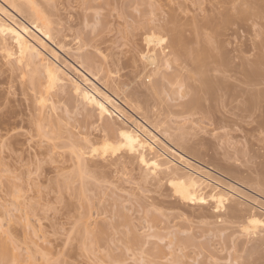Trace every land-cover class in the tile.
I'll return each mask as SVG.
<instances>
[{
  "label": "rangeland",
  "instance_id": "1",
  "mask_svg": "<svg viewBox=\"0 0 264 264\" xmlns=\"http://www.w3.org/2000/svg\"><path fill=\"white\" fill-rule=\"evenodd\" d=\"M1 1L2 0H0V6L2 5L3 7H6V5H4L5 3ZM32 1L33 0H31L30 3L33 4ZM90 1L81 0L82 3L79 4L80 0H48V1L47 0H36V3L43 4V5L38 4L39 6H45L46 4L45 8L38 6V8H42V10L44 9L46 10V8L48 7L47 3L51 5L52 4L55 5V7L54 6H51V7H54L52 9H54L55 12L57 11V16L56 15H55L56 17L52 15L50 16L51 18L52 17L55 18V20H57L56 22H58L56 26L55 25L54 26L59 31V35L61 36L59 35L57 36L61 38V42L63 39V41L67 42L68 44L66 45L67 48L63 45L65 47V51H67L66 49H68L70 52H72L70 53L71 55L68 54L70 55L69 56L70 59L74 58L77 64L79 63L84 64L83 62H80V60L83 59L81 58L82 56L78 57V55L74 56V54L81 53L82 55V53H84V54H87L88 56L90 55L92 57L91 59L90 57L88 59L87 58L88 56L85 55L86 57L83 60L87 59V60L92 61L93 59L92 62L94 64H91L92 63L91 62L90 63L91 66H89L88 63H85V64L86 66H89L90 68L95 65V68L93 67L92 72L97 73V75H100L99 79L105 80L106 84H108V86H106L105 84V86L108 89L105 86H103L108 90V91L105 90L106 92L108 93L115 92L114 95L120 94L118 95V97L120 96L119 100L123 99L124 96H126L124 97V99L127 98L126 100H128V98L129 100L131 98L132 100L134 99L133 101L131 100L132 103L135 101L134 105L136 103L139 104L138 108H141L142 106L146 114L145 112L143 114L142 108L139 109V112L140 113L142 112V114L145 115L146 117L149 116V118L151 119V120L147 119V120H150L149 124L151 123V127L153 126V124L155 126V124L158 121H159L158 123H160L161 121L160 123L161 125L157 124L155 128L157 127L156 130H159L160 134H162L160 138L164 142L168 141L167 145L174 148L175 144L184 142L185 147L189 148L190 150L192 149L191 151L196 152V155L199 156V158L201 159V161H199L200 165L202 166L204 165V167H207L208 165L207 163L209 164L212 163L211 164L212 169L210 170L211 171L210 173L212 174H210L211 175L210 177H212L211 179L213 182L217 183L218 186H220L221 188L227 191H232L233 192L232 194L235 197L233 198L234 200L238 199L240 201H243L244 203H247L248 205L255 207L256 211L264 214V186L258 183L261 178H262L261 182H263L262 180L264 179L263 178L264 176L262 177V175H264L262 174L264 173L263 172L264 170H262L264 168V137H263L264 135L262 132L264 131L263 130H261V132L256 131L257 133L255 131L248 132L247 128L251 126H249L246 122H250L252 120L250 119V117L252 118V116L248 118L247 117L242 118L243 119L242 121H238L237 120L238 118L235 116L236 109L234 108V106L237 104V101H235L236 103H234V100L232 101L231 98L229 99H231L232 102L230 100L229 101L235 104V105H232V108H234L235 111L234 109L231 108V104L227 105L229 104V102H225L222 104L220 103V105L223 106L221 107L218 103L217 98H214V99L212 98L211 100L209 99V101H212V100L213 101L210 105H208L209 103L207 101L209 98L208 94H206V97H204V99L206 98L205 100L202 99V101H200L202 103L200 107L201 106L203 107L200 108L198 106L197 110L199 109L198 110L199 113L197 112V110H194L195 113L197 112L195 114L191 110V112L188 111V113L191 114L190 115V114H187V111L184 110V112H186L184 113L183 110H181L183 109L182 107L183 103L190 97L191 94L192 95L194 94V91H193V89H195L194 86H196L197 83L200 84L199 79L202 77V72H204V74L205 72L210 73L208 75H211L213 73L212 74L213 76H215V74H217L216 76H219L220 75L219 72L221 71L223 72L224 70V72H228V74L227 73L226 74L228 75L229 79H232V77H230V74L232 72H234V74L238 72L236 75L239 74V76H241L240 74H242L239 72L241 71L245 72L244 70L246 68L243 70L241 69V67H239L241 65L240 61L242 60L241 62H243V58L244 60L249 62L246 66L244 65L245 67L249 66L250 63H252L251 61H254L253 65L255 66L258 65L255 62L258 59L257 57L262 52L260 48H263L264 46V43H263L264 42V18H262L264 16L261 15V14H264V5L263 7L262 5L260 6V4H264V0H253V2L251 0H250L251 2L248 0H237V2L236 0L234 1L229 0L228 2L230 4L233 2L231 5L234 6L235 4L234 8L230 6L228 2L227 4H229L228 6H230L229 8L226 3H223L227 6V9L230 10L231 8L232 11H234L233 9H235L236 11V8L237 7L239 8V6L242 5L240 6L241 9L240 8L239 9L243 10V13L249 12L250 9H248L247 7L253 8V5L256 6L258 4H259L258 6H260L259 10L261 7H262L261 9L263 10V12L258 10L259 15H260L259 16L258 11H256L257 7H254L256 9L255 10L253 8L254 12L255 11L257 12V13L255 12V15L250 12L249 15H247L248 21L245 20L246 19L244 18L245 16L242 17V19L244 18L245 20L244 23L241 18H240L241 20L238 21L240 24L243 23V25H237L233 23L234 25H231L232 27L231 26L229 27L228 26L229 23H228L227 24L228 28L223 27L224 30L222 29L221 25H220L221 26L220 28L219 25L217 24L218 23L217 21L220 22L222 18L221 20H218L217 19L218 17H216L218 15L220 16L221 14L220 11H223V13L226 11V9H224L223 7L225 5L223 4L221 5V2L219 3V1H222V0H215L217 1V4L215 3L214 0H90ZM25 2L23 1V3ZM212 2L215 4L213 5ZM248 2L251 3V6H250V3ZM247 3H248V6H247ZM37 4H35V6H37ZM218 5H220V7ZM51 7L49 6L48 8H51ZM242 7H244V9H242ZM215 8L216 9L218 8V9L216 10ZM219 8H223V9L219 10ZM6 9L10 11L9 8L6 7ZM239 9L237 11L241 13L242 11H239ZM245 9H248V10H245ZM253 9H251V11ZM48 10L49 9H47L46 11ZM231 10L230 11L227 10L228 12L226 11L225 13L228 14L229 12H232ZM54 11L53 12L51 11V12L53 14H56ZM237 11H236L237 15L242 14V13L238 14ZM217 12H219L220 14ZM12 13L14 12H11V14ZM44 13L46 12L44 11ZM47 14L49 15V11ZM224 14L223 15L221 14L223 16V20L222 22L219 23V24L224 23L222 24L224 26H225V22L223 21L225 18H227V16L230 17V15L232 16L233 14L234 16H236L235 18L238 19L237 15H235V13L233 12L232 14L231 13L228 15L226 14L227 16L225 18H224ZM13 15L15 16L14 19L17 18V20L18 19L20 20L22 18L18 16L16 13H14ZM211 15L213 16V18ZM234 16L230 17L231 21L229 22H232L233 21L232 19H235L233 18ZM206 17L208 18L211 24L208 23V21L205 22ZM258 17L261 19L259 20ZM256 18L258 19L256 20ZM194 19L195 21L198 22V25L193 23ZM55 20H52L53 23H56ZM233 22H235V20ZM207 23L209 25H207ZM174 24H176V26ZM192 24H193V29H191ZM194 24L200 27V28L198 27V32L200 31L199 33L202 36L196 31H193L196 36L193 34L192 30H194V28H197L195 27ZM162 25L163 27L165 28L167 27L168 29L164 28L165 29L164 30L161 27ZM212 26H213V29H212ZM169 27H171L172 29L171 31H169L170 29ZM234 27H235V31H234ZM30 28L32 27L30 26ZM181 29H182V32L177 31ZM174 30L175 32L177 31L178 33L179 32L182 33L181 34L182 36L180 35V33L179 34L177 33L178 35H180V39L182 38L181 40L180 39L179 40L181 42L183 40L184 41L182 43L179 41L177 44L181 43L182 45L179 44V48H176V49L178 50L180 49L181 51H183V48L185 47V45H187V47L185 48V52L183 51L184 55L187 54L185 56L183 55V52L179 50L182 53L181 55L180 52L175 49L174 42L173 41L171 42V40L173 39L172 36L175 34V32H173ZM219 30H222V31H219ZM228 30H231L232 32ZM170 32H173L174 34L172 35ZM215 32L216 34H214ZM220 32L224 34L221 35ZM225 32L227 35L225 34ZM147 34H153L155 35L156 38L158 37H162L163 39L165 38L164 42L160 46L157 44L156 45L152 44L150 46H147L146 43L144 42V37ZM194 36L196 38L198 36L200 37V39L199 40L196 39L197 42H195V40H193L195 38ZM201 38L203 41L201 40ZM215 39L218 43L215 42ZM184 42L186 43L185 45H184ZM200 42H201V45H199ZM259 43L260 44L263 43V45L259 46ZM63 44H66V43H63ZM202 44L204 45L202 46ZM219 44H220V47L218 46ZM201 46L203 47V50ZM224 46L227 48H224ZM153 47L155 50L153 49ZM176 47H178V45H176ZM204 47L206 49L208 48V50H206ZM238 47L241 49L239 52H237L239 49ZM187 48H188V51H187L188 53H186ZM189 49L193 51H189ZM200 49L202 50L201 55H200L201 52H199ZM173 50L175 51L174 53H172ZM221 50H222V53H220ZM257 50H259L260 53H258ZM65 51L63 54H66ZM69 51H67V53H69ZM152 51L154 52L156 51L155 53L156 56L154 60L155 63H152L150 60L145 58V55L149 54ZM195 51H197V53L199 52L198 53V55H200L199 58L205 55L209 59L211 58L210 56H212L211 59L213 60L215 58L214 59L215 61L214 60L212 61L211 59L208 61L207 57L204 56L200 59L201 60V64H200L199 59L196 60L197 62L194 60L195 59L194 56L197 54ZM0 52H1L0 63L4 62L3 65L8 64L10 60L9 61L7 60L8 57L5 55L6 53L3 54L2 51ZM157 52H160V54L162 52L161 55H164V57L163 58L162 56L160 57V55ZM176 52H179V54L177 53V55L173 57V55L176 54ZM217 52L222 54L221 57H220V54H218ZM238 53L239 54L241 53V54L238 55ZM2 54L3 56L5 55L7 58L4 59L5 56L3 57ZM61 54L62 53H60V55ZM63 54L61 57L60 56L58 57L60 59H64L63 57L66 58L67 55H63ZM255 54L257 55V57H254L256 56ZM263 54H264V50H263ZM181 56H184V57H181ZM189 56H193L194 58L190 57L189 59ZM226 57H229V59H227ZM262 57H264V55ZM78 58H81V59L78 60ZM218 58H221V60L222 61L224 60V61L223 62L219 61L220 59ZM2 59L5 60L6 62L3 61ZM10 59L13 60V56ZM168 59H170V61ZM192 59L193 61L188 62V60L190 61ZM87 60L86 62H89ZM165 60H167V62ZM246 61L243 63L245 64ZM59 62H63V60H60ZM70 62L73 64H76L74 63L73 60H71ZM149 62H151L152 64H150ZM224 62L227 64L226 66ZM3 65L0 64V67H1L0 68V121L3 115L13 113L14 112L13 110H15V112L16 110L17 111L22 110L24 111V113H26V115L24 114L25 116L19 115L21 116V118L22 117L24 118V119L22 118L23 121L20 117H17V119L19 118L18 121L14 117V118H11L10 120L13 121L15 119L14 121H16V123L14 122L13 124H10L8 126L0 123V232L5 231L9 235L14 237L13 239L15 241L17 240L16 244L18 246L15 251L18 254V261L11 262V264H19V263L27 264L29 260H32V264H152V263L156 264L157 260H158L157 263L159 264H162V262L163 264H264V254H263L264 251L263 252L260 251L262 247H260L258 251H255L254 248L249 247L253 245L252 244L253 236L255 238L256 235H253L252 237L250 236V238L248 236L244 237L243 236L244 234L242 235V233L239 232L240 228L234 225L233 226L231 225L233 228H231V226L229 228L228 226L229 229H226V231H223L222 233L221 230L222 228L223 230H225L224 227L225 226L227 227V223L223 224L221 222H217V220H220V217L218 218V216L220 215V212H215L211 208V206L209 205L207 206L206 204L204 205V207L200 208V207L193 206L191 204H186V203L179 201V199H177V195L171 192V189H170L171 187H169L168 184H166L165 182L164 183L166 185L162 183L161 184L162 187L158 189H156V187L150 186L149 183H147L148 184L147 185L146 182L144 181L139 182V176L143 172V170L140 167H138L136 163L133 165L130 164V166L128 164L127 168L123 165L117 166V168L121 166L125 167L122 170H121L122 167L119 168V171L121 170L123 173H120L121 171L119 172L117 169V172H119L118 174L120 175L123 174L125 176L124 177L121 175L120 177L118 175L122 179V183L121 182L119 183V184H122V186L119 187L118 183H117L118 185L114 186L115 185L114 184L112 186V187H115L114 189H119L118 192L119 194H121L120 196L118 192H115L117 190H113V189L111 190L110 184H113V183H109V182L108 184H105L107 182L103 183L102 190L105 189L104 191L108 193V190H106V187L107 185H110L109 188L108 187L107 188L109 189V192L114 191V192H110L114 194L112 195V197L119 196L120 198L118 197L117 199L119 200L122 198L121 199L122 201L119 200L120 203L119 202L117 203L115 201H118V200L114 199L115 197L113 198L109 197L107 198L106 201H105L106 198L104 199V201L106 202L105 204L100 203L102 200L99 202L100 205L103 206L104 208V209L102 208L103 210H105L106 206L109 207V208L107 207L108 212H106V214L107 213L111 214V212H109V210H111L110 208H112V206L115 207L114 205H110V204L117 203L116 204L117 211H118L117 207L119 208L118 204H120V206L123 205L125 208L121 206L122 208L120 209H123V208L126 209L125 215H128V218L127 217L125 218V224H126V221L127 222L128 220L131 221L130 223L133 224L132 233L130 232L131 230L129 231L131 227L129 228L127 227V225L129 224L127 225L123 224L124 220L122 221V218H124L125 216L122 213L124 212V210L123 211L121 210V212L119 210V213L121 214L120 215L118 214L119 216L121 215L124 216V217L122 216V218L120 219L122 222L119 221V218H118L119 216L117 215L118 222H120L119 226L121 227V229H123L122 224L123 226H125L124 227L125 230L123 229L124 231L119 229L118 228L119 226H117L119 223L117 224L116 222L117 218L114 217L117 214V213L114 214V212H117V211L113 212L114 210L113 208H112L113 210L111 211L113 214V219L116 218L114 220H111L109 218V214H107L108 215L107 216L105 213L104 214L102 213V215L100 214L101 217L100 216L94 217V216H97L93 212V211H96L94 209H97V207H98V210L101 209L99 208L100 205L98 206L99 203H95V200L97 198H93V199L91 198L93 201L91 199L88 200L89 203L91 204L90 206L87 205L88 203L87 200H80L81 196L79 195L81 194L79 193V189L78 191L77 189H75V188H78V181L76 180V177L73 178L72 176L73 175L72 173L76 171L74 170L75 168H73L74 164H71L70 162H68V165L70 164L71 167L73 166L72 167L73 170L68 165L67 167L64 166L67 164L66 162H63L65 164H63L62 162H58V159L60 161L62 160L61 157H57V155H54L52 151L51 153H49L46 148L43 149L44 148L43 142H45L47 139H45L44 141L43 137L42 138L39 137L40 140L36 138L38 137L36 135L35 137H33L34 134L32 133H35L34 132L35 130L32 127L33 123L32 124L30 123V121H32V118L30 117L31 119L30 120L29 116L27 115L30 113V110H29L30 107L31 106L33 107L32 101L30 100V98L29 100H27L28 97L27 95H25L26 93H23L24 91H22L19 88L20 86L18 85L17 82L19 81L20 83L22 79L15 78L16 81L18 80L17 82H15L14 79L13 81L9 79V78H14L15 76L17 77L19 73L17 72V75H15L16 74L15 72L12 74V77H11L9 76L8 72H1ZM259 65L260 66L262 65L260 69H255L256 68L255 67L253 70H259V72H261L260 70H262V72L264 73L263 64L260 63ZM195 66L198 68H196ZM222 66H225L226 70L224 69L225 67H222ZM67 68L69 71L70 66ZM194 68L195 70H193ZM211 68L212 69L214 68V69L212 70ZM247 68L249 69L250 66ZM251 68L249 70H251ZM87 69L89 68L87 67ZM94 69L98 71L100 69L99 71L100 73L94 71ZM177 69H179L181 72ZM186 69L190 70L189 73H191V71L193 73L199 72L201 77L196 79V77H193V76L190 77L191 76L190 75L188 76L189 80L185 81L184 78L187 77L185 76V74L189 75V73H183L185 72ZM248 69H246L247 72H248ZM179 72L182 74V78ZM263 73L262 75H264ZM101 74L102 76L105 75V78H103ZM6 75L8 77H6ZM196 75L198 76V73ZM208 75L206 74V76ZM262 75L259 74L260 79L264 78V76ZM25 77H23V81H25ZM179 77L181 80L182 79L183 80L180 81ZM236 78H234L235 80H237L236 82L234 79H232L233 81L232 80L229 81L228 79L229 84L230 82L232 84L239 83V86L241 85L242 87L243 85L242 88H245V89H247L246 87L247 85L249 87V84L245 85V84H242L241 81L240 82L238 81L239 78L242 79L243 77H239L238 79ZM174 79H176V83ZM177 80L182 84V85L180 84V87H181L180 90L178 89L179 83ZM184 81L186 84L183 83ZM97 82L99 83L100 81L97 80ZM97 82L96 84L99 85ZM260 82L262 81L260 80ZM260 82L258 85H260ZM153 83L154 84L157 83V85L158 83L159 84L161 83V84L159 85V88H158V87H155L156 84L154 85ZM171 83H172V86L170 85ZM100 84L102 86L104 82L103 84L102 83ZM237 84H234V86L233 85L232 86L235 88ZM239 86H237L238 88L237 89L235 88V89L239 90ZM261 86L264 89V79H263V84H261L259 87L261 88ZM154 87L156 88L155 90H154ZM185 88H188V89H185ZM110 89H116V90L115 91L111 90L110 92ZM189 90L191 93H188ZM21 91L23 94H21ZM177 91H179V94ZM251 91H255V90L252 89ZM261 91L264 92V90H261ZM29 92H27V94ZM116 92L118 93L116 94ZM248 92H250V89L248 90ZM184 93H185V96H188V97H184L183 96ZM64 94H67V93L65 92ZM64 94L63 95L59 94L56 97V106L58 107L57 114H59L57 116V119H58V122L60 121L59 124L63 126L62 131L66 133L65 132L66 129L70 127L74 131L78 129L80 130V129L89 128L91 120H88V118L83 116V114L79 111V109L75 107V101L73 100L74 101L73 102L71 99H69L68 97L70 96L68 94L67 95H64ZM243 94L241 95L244 96L245 97L244 100H246V98H248L246 96L248 95L246 94L243 95ZM263 94L264 93H261L262 96H264ZM242 96H240L241 98L239 97L241 101H242ZM262 96H260L261 99L263 98ZM214 100H217V102H214ZM262 100L264 101V99ZM30 101H31V106L28 103ZM205 101L208 102V103L206 102L207 105H203ZM221 102L223 101L221 100ZM243 102L244 101H242L241 104ZM259 103L262 106L261 110H263L264 103L262 104L261 102ZM26 106H28L29 108L28 107L26 108ZM226 106H227V109H226ZM230 110L234 111V112L232 111V113L233 115L235 114L234 116L237 119L236 118L232 119L234 116L230 113ZM147 114L149 115L147 116ZM223 116L227 118L223 119L222 118ZM228 117H232V118L228 119ZM221 119L225 120L226 122L228 120L229 121L228 124L230 123V120H235L237 121L236 122L237 124L231 123L228 126H226L227 123L225 121L223 122L224 124L226 123L225 125L220 124L221 122L220 123L218 122V120L222 121ZM251 122H253V120ZM251 122H250V125L253 126L254 124H252ZM219 124L222 126L220 127ZM3 127L6 128L7 131ZM258 132L262 136L259 137ZM170 141H171V144L173 142L174 145L173 144L171 145ZM37 143H40V144H37ZM184 144H181V145L184 146ZM186 144L188 146H186ZM39 150L41 151L39 152ZM53 151L61 152L62 150L56 149ZM52 154L54 156H52ZM61 165L64 166L63 169H66L67 172L69 169V173L71 174L73 178L71 179V181L76 180L77 181L76 185H75L76 183L75 181L74 183H72L70 180L69 181L71 182L72 185L70 184V182H66L68 183L67 184L68 187H66L65 183H62V185L65 184V186H62L60 184V180L61 182H65L64 179H61L62 176L64 178V175H62L64 171L61 174L59 172L63 170V169L60 170V168L63 167ZM177 165L182 166L180 162H178ZM225 165H228L226 167H228L229 169H227ZM225 169L228 170L226 172H228L229 174H232L234 170L235 174L233 173L234 175L232 176H230L229 174L226 175L223 172ZM231 169L233 170L230 171ZM56 170H59V171H56ZM229 171L232 173H230ZM144 173L142 174L144 175ZM58 175L59 176L62 175V176L58 177ZM244 175L247 177H244ZM233 176H235V178ZM238 177L240 178V182L238 181L239 179ZM126 178H128L129 181L126 180ZM140 178H142V175ZM236 178L238 179L236 180ZM123 179L126 181H124ZM257 179H258V182L255 183V180L257 181ZM242 180L244 183H242ZM57 181H59V184L57 183ZM119 181L120 180H118L117 182ZM123 182H126V183H123ZM60 186L66 187L67 192L64 188H60ZM71 186L72 188L75 187L74 189L76 191L75 190L73 191H75L76 194L73 193V191L71 192V188H70ZM117 186L119 188H117ZM122 187L124 188L123 190H122ZM115 193L117 194L115 195ZM159 193L164 194V196L162 195L159 197L157 195ZM154 196H155V199L157 198V200L160 199L161 201H165L164 205L160 203L161 206H159L160 204L157 203L158 205L155 204L154 206L153 203L155 202H152V203L150 202L154 199L153 198ZM156 196H158L159 199ZM151 197L153 199H151ZM112 200H115V201L113 202ZM108 203L109 205H107ZM88 207L90 208L89 211H87ZM86 212H88L89 214L91 213L93 215L91 216L92 220L93 218L97 219V221L101 219L100 222H102V225H104L103 224L104 221L106 220L108 221L109 219L112 222L113 221L116 222L115 224L117 226V229H116L117 232L118 230H121L123 231V234L122 233L120 234V232L118 233L116 232V230L113 228V226L116 227L114 223H112L113 225L111 224L112 227L108 228L109 230L113 229L112 230L113 232L109 234L110 231L108 229H107L108 231L105 229L108 227L107 221H106L107 225L105 224L104 226H102L101 223H99V221L97 222L94 219L96 221V224H95V222H93L94 220L92 221L90 219L89 220L90 222L88 225L97 226L98 224H100L98 226H102V229H103L102 231H104V233L97 230L103 234V235L100 234L99 235L100 238H98L97 234H99V232L96 231L95 232L96 234L93 233L95 231L94 229L96 228V226L95 227L89 226L87 228H92V229L94 228V229L93 231L91 230L92 233H89L91 231L87 229L86 232L88 231V233L86 234L87 235L86 237V235L84 234L86 233L85 232L86 226L84 225L85 229H83L82 227L83 226L82 223H85V222H82L80 224L81 221L83 220L86 221L85 219H87L88 216L87 217L85 216L86 218L83 216L84 214L86 215ZM146 212L147 213L150 212L151 214L149 213L148 215L147 214L144 215V213ZM152 214H155V216L157 217L159 216L161 220L157 219L155 216L154 217L157 220H159V222L156 221V219L153 220L152 219L153 217L151 218ZM156 214H159V215H156ZM143 215L146 218L143 217ZM102 216L105 218L108 217L109 219L105 220V218L103 219ZM148 218L149 219L151 218L152 220L151 224H153V221L158 222L156 224L158 227H155V228L153 227L154 229H157V228L159 229L160 228L159 226L164 220L161 225V227L163 225L164 227L163 229L160 228L162 229L161 230L162 232L160 231V229L154 230V231H158L159 234L162 233L159 236V234H157L156 232V234L159 237L152 236V235L150 236V234H153V235H156V234H154L155 232L153 233V228L152 230H150L151 229L150 224L148 223L151 220L148 222L149 220ZM102 219L104 221H102ZM221 219H224V217H222ZM110 221H109V226H111ZM146 221L148 223H146ZM147 224L149 226L147 227L150 228L149 230L146 227ZM79 228H82L84 230V233H82L83 231L80 233L82 229H79ZM96 229H100V227ZM133 230L136 231L135 234L137 233V235L135 236V239H134L135 234L133 235L134 233ZM262 230L263 229L260 227L254 229L257 235L258 233L264 234L263 232L264 230L263 231ZM126 231L130 232V234L127 233ZM147 231H149V233ZM115 232L117 236L114 234ZM125 232L127 234H125ZM176 232L178 233L180 232L179 233L180 235L177 234L179 237L175 236ZM141 233L144 234L143 235L144 238H141L142 242H140V240H136L142 236ZM107 234L109 236H107ZM139 234L141 236L139 238H136L138 237ZM226 234L227 235L229 234V236L230 234H233V237H231L232 235L229 237ZM120 235L122 236L124 235V236L121 238ZM189 235L194 238V239L192 238L193 240L192 242H194L193 244H195L193 248L191 246L189 247L188 246L189 244H186L188 248H185L182 250L179 249L180 244H181L180 248H182L183 246L185 247V245L182 243L183 241L186 240V237L188 238ZM172 236H173V239H172ZM184 236L186 237L184 238ZM181 237H183L184 239H182ZM127 238L130 239V241ZM176 238L178 241H180L181 239L183 240L182 242L181 241L179 242L180 244L178 243L179 244L178 249L175 248L177 247L175 245L177 243V240L172 241L171 244L169 242L171 241V239L174 240ZM245 238L249 239L250 242H252L251 245L248 246V245L241 244V241L243 239L245 240ZM114 239H116L115 241L119 243L118 245L117 243L114 242ZM133 239L140 242V244L138 245V242L132 241ZM189 239L190 237L187 239L188 242L190 241ZM238 241H240L239 244L236 243ZM111 242L112 243L114 242V244H112ZM192 242L190 241V243ZM92 243L93 245H90ZM198 243L200 245H198ZM234 243L237 244V246ZM133 244H136V245L133 246ZM106 245L109 248L106 247ZM239 245L241 247H238ZM245 247H247L246 250H245ZM254 247L257 250V247L256 246ZM138 249H141V250H138ZM249 249H253V250L249 251ZM157 250L158 252L157 254H155ZM108 251L110 252L108 253ZM162 252L163 254L161 255ZM106 254L108 255L106 256ZM149 257L154 258V259H149ZM116 259L117 261H115ZM149 260H151L152 262Z\"/></svg>",
  "mask_w": 264,
  "mask_h": 264
},
{
  "label": "bare ground",
  "instance_id": "2",
  "mask_svg": "<svg viewBox=\"0 0 264 264\" xmlns=\"http://www.w3.org/2000/svg\"><path fill=\"white\" fill-rule=\"evenodd\" d=\"M22 0H2L1 2H4L5 4L4 5H6V7L7 8H9L10 9V11H8V9H6V7H3L2 5L0 6V51H2V53L4 54V53H6L5 55L8 57H6L5 55V58L4 59H6L7 58V60L9 61L10 60V62L8 63V64H6V65H3L4 64V62L3 63H0V64H2L3 65V67H2V69H1V72H8L9 73V76H11L12 77V74L13 73H15L16 72V74L15 75H17V72L19 73V75H17V77L15 76L14 77V75H13V77L14 78H9L10 80H12L13 81V79H14V81L15 82H17L16 80H15V78L17 79V78H20V79H22L21 81H20V83H19V81L17 82L18 83V85L20 86L19 88L22 90V91H24L23 93H26L25 95H27V97H28V99L27 100H29V98H30V100L32 101V105H33V107L31 106V101L30 102H28L29 103V105L31 106H29L28 104V106L30 107V113L29 114H27L28 116H29V119H30V117L32 118V121H30V123L32 124L33 123V128H34V132L35 133H32V134H34V136L33 137H35V135L36 136H38V137H36L38 140H40V138H42L43 137V139H44V141H45V139H47L45 142H43L42 144L44 145V148L43 149H47L48 150V152L49 153H51V151H52V153L54 154V155H57V157H61L62 158V160L60 161L59 159H58V162H66L67 164L66 165H64V166H66L67 167V165H68V162H70L71 164H74L72 167L73 168H75L74 170H76V171H74L72 174V176H73V178H75L76 177V180L78 181V188H75L76 186V184H77V181L76 180H72L71 181V179H73L72 178V176H71V174L69 173V169H68V172H67V170L66 169H63L64 168V166L63 165H61V166H63L62 168H60V170L61 169H63L62 171H59V170H56V171H59L60 172V174L63 172V174L62 175H64V178H63V176L62 175H58V177H61L62 176V178L61 179H64V181L65 182H61V180H60V184L62 185V183H65L66 184V187H68L67 186V184L68 183H66V182H72V183H74V181L76 182L75 183V189H77V191H78V189H79V193L81 194V195H79V196H81L80 198V200H89V199H93V198H97L96 200H95V203H99L101 200L103 201H101L100 203H106L105 201L107 200V198H109V197H112V195H114V194H112V193H110V192H114V191H110L109 192V186L111 187V190L113 189V190H117V191H115V192H118V190L119 189H114L115 187H112L114 184V186H116V185H118L120 182L122 183V179L120 178L121 177V175L122 176H124L123 174H118L123 168H127L128 166V164H129V166H130V164H137V166L138 167H140L142 170H143V172L142 173H144V175L141 173L140 174V176H139V182H141V181H144V182H146V184L147 183H149V185L150 186H152V187H156V189H158V188H160V187H162V183H166V184H168V186L169 187H171L170 189H171V192L174 194L175 193V195H177V199H179V201H181V202H183V203H186V204H191V205H193V206H197V207H204V205L206 204L207 206L209 205V206H211V208L215 211V212H220V215L218 216V218L220 217V220H217V222H221V223H227V227L225 228L224 227V229L225 230H223V228H222V233H223V231H226V229H229L230 228V226L232 225H234V226H238L239 228H240V230H239V232L240 233H242V235L244 236V237H246V236H248L249 238H250V236L252 237L253 235H256V237L254 238V236H253V240H252V242H250V240L249 239H247V238H245V240L243 239H241L242 241H241V244L242 245H251V243L253 244L252 246H249L250 248H254V250L255 251H258V249L260 248V247H262V249L260 250V251H264V249H263V247H264V234H259L258 233V235H257V233L254 231V229H256V228H258V227H260V228H262L263 230H264V214L263 213H260V212H258V211H256L255 210V207H253V206H251V205H248L247 203H244L243 201H240V200H234L233 198H235L234 197V195L232 194L233 192L232 191H227V190H225V189H223V188H221L220 186H218V184L217 183H215V182H213L212 181V177H210L211 175L210 174H212V173H210L211 171V164L212 163H207L208 165H207V167H204V165L202 166V165H200L199 164V161H201V159L199 158V156L198 155H196V152H193V151H191L189 148H187V147H185V144H184V142L183 143H177V144H175V147L174 148H172L171 146H169V145H167V143H168V141L165 143L161 138H160V136L162 135V134H160V131L159 130H156L157 129V127L155 128V126H157V124L159 125L160 123H161V121H160V123H156L155 124V126H154V124H153V128L151 127V123L149 124V121L151 120L150 118H149V114H147V116L148 117H146L145 115H143L144 114V110H143V108H142V106H141V108H142V111H143V114H142V112L140 113L139 112V109H141V108H138L139 106V104H135L134 105V103H135V101L132 103V101L134 100H132V98L129 100V98H128V100H126V99H124V97H126V96H124L123 97V99H120L119 100V98H120V96L118 97V95H120V94H118V95H114L115 94V92L113 93V92H111V90H113V91H115L116 89H110V92L111 93H108V92H106L105 90H107L108 88L106 87V86H108V84H106V82H105V80H100L99 79V76L100 75H97V73H94V72H92L93 71V67L95 68V65L94 66H92L91 68L89 67V66H91V64H94L92 61H93V59H92V61H90V60H87V59H85V60H83L86 56L85 55H87V54H84V53H82V55H81V53L79 54H74V56H76V55H78V57H80V56H82L81 58H83V59H81V58H78V60L79 59H81L80 60V62H83L84 64H82V63H79V64H77L76 62H75V60H74V58L72 59H70V53H72V52H70L68 49H66L67 51H69V53H67V51H65V47L67 48V46L66 45H68L67 44V42H64L63 41V39H62V42H61V38H59L57 35H59V31L55 28V26H56V24L58 23V22H56L57 20H55V18H51V16L50 15H52V16H57V11L55 12L54 11V9H52V8H54L55 7V5H51V4H49V3H47L48 5V7L50 6H54V7H51V8H46V10L47 9H49L48 11H49V15L47 14L48 13V11H46L45 9L44 10H42V8H38V6L39 5H41V4H37L36 3V0H33L32 2H33V4L32 3H30V1L31 0H28V2H27V0H23L25 3H26V5H25V3H23V1L21 2ZM48 1V0H47ZM85 1V0H84ZM87 1V0H86ZM90 1V0H89ZM215 1V0H214ZM229 0H222V1H219V3L221 2V5L223 4V3H226L227 4V2H228ZM232 1H234V0H232ZM232 1H230V2H232ZM248 1H250V0H248ZM252 2H253V0H251ZM250 1V2H251ZM39 2V1H38ZM91 2V1H90ZM211 2V1H210ZM236 2H237V0H236ZM244 2V1H243ZM250 2H248V3H250ZM37 4V6H35V4ZM82 2H81V0H80V2H79V4H81ZM213 3V2H212ZM211 3V4H212ZM215 3L217 4V1H215ZM215 3H213V5L215 4ZM218 3V4H219ZM229 3V2H228ZM233 3V2H232ZM231 3V4H232ZM248 3H247V6H248ZM230 4V3H229ZM229 4H227V6L229 5ZM230 4V6H232L233 8H234V6H235V4H234V6L233 5H231ZM237 4H239V3H237ZM43 5V4H42ZM223 5H225V4H223ZM252 5H253V3H252ZM259 5V4H258ZM258 5H253V8L254 7H257V10L256 11H258L259 10V7L262 5V7H263V5L264 4H260V6H258ZM216 6V5H215ZM214 6V7H215ZM219 7H220V5H218ZM217 6V7H218ZM227 6L225 5V6H223L224 7V9H226V11L228 10V11H230L231 10V8H230V10L229 9H227ZM230 6H228V8L230 7ZM240 6H242V5H240ZM240 6H239V8H240ZM244 6V5H243ZM250 6H251V3H250ZM39 7H46V4H45V6H39ZM226 7V8H225ZM261 7V8H262ZM232 8V9H233ZM238 7L236 8V11L239 9ZM248 9H250L249 10V12H245V13H243V10H240L239 9V11H242L241 13L242 14H244V15H242L241 13H239L238 11H237V13L238 14H241V15H237L236 14V11H235V9H233L234 11H232L233 13H235V15H237V18L238 19H236L235 17L236 16H234L233 14H232V12H229L228 14H232V16H234L233 18H235V19H232L233 21L235 20V22H229V21H231V18L230 17H232L231 15H230V17L229 16H227L228 14L227 13H223V11H220V13L223 15L224 14V18L227 16V18H225L224 19V21L223 22H225V26L224 25H222V24H224V23H222V24H219L220 22H222V20H223V16L219 13V12H217V13H219L220 14V16L218 15V16H216V17H218L217 19L218 20H221V18H222V20L219 22V21H217L216 23L219 25V27L221 28V26H222V29L224 30V28L225 27H227L228 28V26L230 27L231 25H234V24H237V25H243V23L245 22V20H247L248 19V17H247V15H249V13L251 12L252 14H254L255 15V12H254V9L252 8V7H247ZM260 8V10L259 11H261V12H263V10ZM52 9V10H51ZM212 9V8H211ZM216 9V8H215ZM218 9V8H217ZM216 9V10H217ZM223 8H219V10H222ZM242 9H244V7H242ZM248 9H245V10H248ZM251 9H253L252 11H251ZM53 12H55L56 14H53L51 11ZM218 10V11H219ZM44 11L46 12V13H44ZM211 11V10H210ZM227 11V12H228ZM259 11H258V15H259ZM11 12H14V13H16L18 16H20V17H22L20 20L18 19L17 20V18H15L14 19V13H12L11 14ZM213 12V11H212ZM260 12V13H261ZM10 13V14H9ZM52 13V14H51ZM257 13V12H256ZM227 14V15H226ZM261 15H263L264 16V14H261ZM50 16V17H49ZM55 16V17H56ZM212 16V15H211ZM222 16V17H221ZM243 16H245L244 18H246L245 20H244V18L242 19V17ZM260 16V15H259ZM215 17V18H216ZM252 17H254V16H252ZM252 17H250V18H252ZM262 17V16H261ZM211 18V17H210ZM209 18V19H210ZM212 18H213V16H212ZM242 19V21H243V23L242 24H240L238 21L239 20H241ZM259 18V17H258ZM258 18H256V20L258 19ZM262 18H264V17H262ZM253 19H255V18H253ZM261 18H259V20H260ZM52 20H55V22L56 23H53V21ZM205 22H207L208 21V23H210L209 22V20H208V18L206 17L205 18ZM212 20V19H211ZM237 20V21H236ZM256 20H255V22H256ZM258 20V21H259ZM195 19L193 20V23H195L196 25H198V22L197 21H195ZM215 21V20H214ZM248 21V20H247ZM250 21V20H249ZM252 21V20H251ZM197 22V23H196ZM213 22V21H212ZM238 22V23H237ZM241 22V21H240ZM207 23V25H209ZM230 23H232V24H229ZM234 23V24H233ZM253 23V22H252ZM251 23V24H252ZM28 24V25H27ZM194 24V25H195ZM206 24V23H205ZM211 24V23H210ZM227 24H228V26H227ZM247 24V23H246ZM32 27V28H30V26ZM55 25V26H54ZM165 25V24H164ZM175 26H176V24H174ZM173 25V26H174ZM195 25V27H197V28H194V30H192V32L193 31H196V32H198V27L199 26H196ZM214 25V24H213ZM221 25V26H220ZM178 26V25H177ZM211 26V25H210ZM247 26H249V25H247ZM163 29L165 28V27H163V25L161 26ZM160 27V28H161ZM192 28L191 29H193V24H192V26H191ZM224 27V28H223ZM232 27V26H231ZM241 27V26H240ZM244 27V26H243ZM161 28V29H162ZM167 28V27H166ZM165 28V29H166ZM170 29H169V31H171L172 29H171V27H169ZM174 28V27H173ZM200 28V27H199ZM208 28H209V26H208ZM239 28V27H238ZM60 29V28H59ZM164 29V30H165ZM168 29V28H167ZM177 29V28H176ZM175 29V30H176ZM178 29H179V27H178ZM202 29V28H201ZM212 29H213V26H212ZM56 30H57V32H56ZM175 30L173 31V32H175ZM200 30V29H199ZM210 30H211V28H210ZM215 30V29H214ZM218 30V29H217ZM237 30V29H236ZM168 31V32H169ZM177 31H181L182 32V29L181 30H177ZM175 32V34L173 33V32H170L173 36H172V40H171V42L173 41L174 42V46H175V49L176 48H179V44H181L182 42L180 41L181 39H180V35L182 34V33H180V35H178L179 33L178 32ZM219 31H222V30H219ZM218 31V32H219ZM228 31H231V30H228ZM234 31H235V27H234ZM195 32V33H196ZM200 32V31H199ZM198 32V33H199ZM212 32V31H211ZM210 32V33H211ZM214 32V31H213ZM217 32V31H216ZM216 32L214 33V34H216ZM224 32V31H223ZM232 32V31H231ZM230 32V33H231ZM178 33V34H177ZM197 33V34H198ZM221 33V32H220ZM229 33V34H230ZM235 33V32H234ZM236 33H237V31H236ZM177 34V35H176ZM193 34H194V32H193ZM200 34V33H199ZM212 34V33H211ZM222 34H224V33H221V35ZM225 34H226V32H225ZM195 35V34H194ZM201 35V34H200ZM200 35H198V36H200ZM220 35V34H219ZM220 35V36H221ZM227 35V34H226ZM59 36H61V35H59ZM182 36V35H181ZM193 36V35H192ZM196 36V35H195ZM194 36V37H195ZM197 36V38L195 37L193 40H195V42H197L196 41V39H200V37H198ZM202 36V35H201ZM219 36V37H220ZM58 37V38H57ZM183 37H184V35H183ZM218 37V38H219ZM223 37V36H222ZM228 37V36H227ZM63 38V37H62ZM60 39V40H59ZM165 39V38H164ZM164 39L162 38V37H158V38H156L155 37V35H153V34H147L145 37H144V42L146 43V45L147 46H150V45H152V44H154V45H162V43L164 42ZM180 39V40H179ZM201 40H202V38H201ZM225 40V39H224ZM223 40V41H224ZM181 42V43H179V44H177L178 42ZM203 41V40H202ZM221 41V40H220ZM194 42V41H193ZM192 42V43H193ZM215 42H217L216 41V39H215ZM214 42V43H215ZM63 43H66V44H63ZM166 43V42H165ZM213 43V44H214ZM218 43V42H217ZM220 43V42H219ZM264 43V42H263ZM263 43L262 44H260L259 43V46H261V45H263ZM171 44V43H170ZM173 44V43H172ZM178 45V47H176V45ZM186 43L184 42V45H185ZM212 44V45H213ZM223 44V43H222ZM258 44V43H257ZM65 47H64V46ZM182 45V44H181ZM181 45H180V47H181ZM198 45V44H197ZM199 45H201V42H200V44ZM204 44H202V46H203ZM225 45V44H224ZM190 46V45H189ZM201 46V47H202ZM219 47H220V44L218 45ZM223 46V45H222ZM258 46V47H259ZM155 47V46H154ZM154 47H153V49H154ZM158 47V46H157ZM184 47V46H183ZM187 47V45H185V47L183 48V51L185 52V48ZM256 47V46H255ZM162 48V47H161ZM192 48V47H191ZM205 48V47H204ZM214 48V47H213ZM224 48H227V47H225L224 46ZM239 48V47H238ZM260 48V47H259ZM77 49H78V47H77ZM174 49V50H175ZM199 49V48H198ZM206 49V48H205ZM217 49V48H216ZM219 49V48H218ZM261 49V53L259 52V50ZM259 50H257V52L258 53H260V55H261V57H260V55L257 57V55L256 56H254V57H257L258 59H257V61L255 62L256 64H258L257 66H259V67H257V66H255V65H253L254 64V61H251L252 63H250V68H251V70H249L247 67H249V66H247V67H245L249 62H247L246 60H244V58H243V62H245L246 61V63L244 64L243 62H241L240 61V63H241V65L239 66V67H241V69H248V72L246 71V69L244 70L245 72H243V71H241V72H239V73H242V74H240L241 76H239V74L238 75H236L238 72H236V74H234V72H232L231 74H232V76H231V74H230V77H232V79H234V78H236V79H238L239 77H243L242 79L241 78H239V79H241V80H239L238 79V81L240 82L241 81V83L242 84H245V85H247V84H249V87H248V85L246 86L247 87V89L249 90L250 89V92H248V90L247 89H245V88H242L243 87V85H242V87H241V85L239 86V83L237 84V83H234V84H237L236 86H235V88L237 89L238 87L237 86H239V90H236L233 86H234V84H232L231 82H230V84H229V82H228V79H229V77H228V72H224V70H223V72L221 71V70H219V71H221V72H219L220 73V75L219 76H216L217 74H215V72H214V74H215V76H213L212 74L211 75H208V74H210V73H208V72H205V74H204V72H202V77H201V75L199 74V72H197L198 73V76L196 75L197 73H193L192 71H191V73H189L190 72V70H185V72H183V73H189V75H186L185 74V76H187L186 78H184L185 79V81L187 80H189V78H188V76H190V77H196V79L197 78H200L199 79V83L200 84H198L197 83V85L196 86H194V88L195 89H193V87H192V89H193V91H194V94L192 95H190V97L183 103V105H182V107H183V109H181V110H183V112H184V110L185 111H187V114H190V113H188V111H190L191 112V110H192V112L193 113H195V111L194 110H197V108H198V106L200 107V105H202V103L200 102V101H202V99H204V97H206V94H208L209 96V98H208V102L207 101H205L204 103H208V105H210L211 103H212V101H209V99L211 100L212 98L214 99V98H217L218 99V103H219V105H220V103L222 104V103H225V102H229V104H227V105H230L231 104V108H232V105H235V104H233V103H231L233 100H234V103H236L235 101H237V106L235 105L234 106V108L236 109V111H235V109L234 108H232V109H234V111H235V113H236V117L238 118H236L234 115H233V113H232V111L230 110V113L234 116L233 118L232 117H228V119L230 118H232V119H237L238 121H242L243 119L242 118H245V117H250V116H252V118L250 117V119H252L253 120V122H251L252 124H254L253 126L252 125H250V122H246L249 126H251V127H249V128H247L248 129V132H253V131H259V132H261V130H263L264 131V109L263 110H261L262 109V106L260 105V103L259 102H261V104L262 103H264V101L262 100V99H264V96H262L261 95V93H264V92H262L261 90H264L263 88H262V86H261V88L259 87L261 84H263V79L264 78H262V79H260V76H259V74H261L262 75V70H260L261 72H259V70H253L255 67V69H260V67L262 66H260L259 64L261 63V64H263V66H264V63H263V61H264V57H262L264 54H263V50H264V46H263V48H260ZM71 50V49H70ZM155 50V49H154ZM173 50V52L172 53H174L176 50L177 51H179L178 49H176L175 51ZM201 50V49H200ZM199 50V52H201L200 53V55L202 54V50H203V47H202V50L200 51ZM206 50H208V48L206 49ZM225 50V49H224ZM227 50V49H226ZM241 49L239 48L238 49V51L237 52H239ZM3 51H5V52H3ZM64 51L66 52V54H63L64 53ZM181 51V50H180ZM179 51V52H180ZM183 51H181V52H183ZM188 51V48L186 49V53H188L187 52ZM189 51H193V50H190L189 49ZM229 51V50H228ZM80 52V51H79ZM179 52H176V54H174L173 55V57L175 56V55H177V53L179 54ZM180 52V54L182 55V53ZM184 52H183V55H184ZM196 53H197V51H195ZM198 52V53H199ZM204 52V51H203ZM207 52V51H206ZM225 52V51H224ZM242 52V51H241ZM60 53H62L63 55H67L66 56V58L65 57H63L64 59H60L58 56H62V54L60 55ZM156 51L154 52V51H152V52H150L149 54H147V55H145V58L146 59H148V60H150L152 63H155V56H156ZM159 55H160V57L162 56V58L164 57V55H161L162 54V52H161V54H160V52H157ZM194 53V52H193ZM192 53V54H193ZM198 53L194 56L195 57V61L197 60V59H201L202 57H204V56H202L201 58H199L200 57V55H198ZM218 54H220V53H222V50H221V52L219 53V52H217ZM3 54H2V56H3ZM68 54H70V55H68ZM204 54V53H203ZM226 54V53H225ZM241 54V53H240ZM239 53H238V55H240ZM185 55H187V54H185ZM184 55V56H185ZM191 55V54H190ZM197 55H198V57H197ZM207 55V54H206ZM210 55V54H209ZM221 55L222 54H220V57H221ZM0 56H1V52H0ZM3 56V57H4ZM13 56V60L12 59H10L11 57ZM73 56V57H74ZM88 56V55H87ZM184 56H181V57H184ZM214 56V55H213ZM89 57H90V59L92 58L90 55L87 57L88 59H89ZM190 57L191 58H194L193 56H189V59H190ZM205 57H207V56H205ZM211 58H212V56H210ZM237 57V56H236ZM241 57V56H240ZM144 58V57H143ZM158 58V57H157ZM188 58V57H187ZM186 58V59H187ZM211 58H209L208 59V57H207V59H208V61L211 59ZM227 59H229V57H226ZM225 58V59H226ZM238 58V57H237ZM63 60V62H59L60 60ZM159 59V58H158ZM204 59V58H203ZM215 59V58H214ZM213 59V60H214ZM218 59H220L219 61H222L221 60V58H218ZM240 59V58H239ZM3 60V59H2ZM12 60V61H11ZM71 60H73L74 61V63H76V64H73V63H71L70 61ZM86 60L87 61H89V62H86ZM169 61H170V59H168ZM176 60H177V58H176ZM199 60H198V62H199ZM212 60V59H211ZM212 60V61H213ZM3 61H5V60H3ZM166 62H167V60H165ZM168 61V62H169ZM191 61H193V59L192 60H188V62H191ZM207 61V62H208ZM215 61V60H214ZM224 61V60H223ZM222 61V62H223ZM234 61V60H233ZM249 61V60H248ZM6 62V61H5ZM78 62V61H77ZM92 62V63H91ZM151 62H149L150 64H152ZM187 62V63H188ZM197 62V61H196ZM218 62V61H217ZM226 62V61H225ZM224 62V63H225ZM85 63H88L89 64V66H86V64ZM91 63V64H90ZM219 63V62H218ZM238 63V62H237ZM243 63V64H242ZM87 64V65H88ZM200 64H201V60H200ZM204 64V63H203ZM231 64H233V63H231ZM231 64H229V65H231ZM252 64V65H251ZM85 65V66H84ZM191 65V64H190ZM212 65V64H211ZM214 65V64H213ZM217 65H219V64H217ZM221 65V64H220ZM224 65V64H223ZM227 64L225 63V66H226ZM228 65V66H229ZM245 65V66H244ZM70 66V70L68 71V68L67 67H69ZM97 66V65H96ZM205 66V65H204ZM225 66H222V67H225ZM233 66V65H232ZM231 66V67H232ZM87 67L89 68V69H87ZM100 67V66H99ZM196 67V66H195ZM216 67V66H215ZM244 67V68H243ZM1 68V67H0ZM178 68V67H177ZM188 68V67H187ZM196 68H198V67H196ZM218 68V67H217ZM221 68V67H220ZM219 68V69H220ZM230 68V67H229ZM91 69V70H90ZM191 69H192V67H191ZM206 69V68H205ZM212 69V68H211ZM214 69V68H213ZM212 69V70H213ZM225 70H226V67L224 68ZM232 69V68H231ZM235 69V68H234ZM264 69V68H263ZM177 70H179V69H177ZM193 70H195V68L193 69ZM207 70V69H206ZM230 70V69H229ZM240 70V69H239ZM71 71V72H70ZM94 71H96V72H99L100 71V69H99V71L98 70H95L94 69ZM180 71V70H179ZM210 71V70H209ZM233 71V70H232ZM254 71V72H253ZM181 72V71H180ZM179 72V74H181ZM258 72V73H257ZM100 73V72H99ZM98 73V74H99ZM173 73V72H172ZM174 73H176V72H174ZM201 73V72H200ZM217 73V72H216ZM227 73V74H226ZM230 73V72H229ZM206 74L209 76V78H208V76H206ZM264 74V73H263ZM25 75H26V77H27V79H26V77H25ZM170 75H171V73H170ZM178 75V74H177ZM195 75V76H194ZM200 75V76H199ZM101 76H102V74H101ZM165 76V75H164ZM211 76V77H210ZM233 76H234V78H233ZM262 76H264V75H262ZM6 77H8L7 75H6ZM23 77H25V81H23ZM103 78H105V75L104 76H102ZM163 77V76H162ZM172 77V76H171ZM181 78H182V74H181ZM188 78V79H187ZM8 79V78H7ZM102 79V78H101ZM159 79V78H158ZM191 79V78H190ZM232 79H229V81L230 80H232ZM244 79V80H243ZM262 81V82H260V80ZM97 80H99L100 82L98 83L97 82ZM160 80V79H159ZM163 80V79H162ZM175 80V83H176V79H174ZM179 80L180 81H182L181 79H180V77H179ZM235 80V79H234ZM95 81V82H94ZM172 81H173V79H172ZM178 81V80H177ZM185 81L183 82L184 84H186L185 83ZM193 81V80H192ZM191 81V82H192ZM233 81V80H232ZM237 80H235V82H236ZM96 82L101 86V84L100 83H102L103 84V82H104V84L100 87L99 85H97L96 84ZM161 82H163V81H161ZM259 82H260V85H258L259 84ZM178 83H179V90H180V82L178 81ZM193 83V82H192ZM195 83H196V81H195ZM257 83V84H256ZM105 84H106V86H105ZM154 84V83H153ZM156 85H157V83H155ZM154 84V85H155ZM161 84V83H160ZM159 83H158V85L156 86L155 85V87H158L159 88V85H160ZM233 86H232V85ZM171 86H172V83L170 84ZM174 85V84H173ZM182 85V84H181ZM255 86V88H254V86ZM257 85V86H256ZM103 86H105V87H103ZM153 86V85H152ZM171 86H169V87H171ZM187 86V85H186ZM252 86H253V88H252ZM154 87V90L156 89ZM161 88H162V86H161ZM256 88H257V90H256ZM151 89H153V88H151ZM183 89H184V87H183ZM185 89H188V88H185ZM255 90V91H251V90ZM28 90V91H27ZM154 90H153V92H154ZM260 90V91H259ZM22 91H21V94H23L22 93ZM30 91V92H29ZM108 91V90H107ZM152 91V90H151ZM157 91V90H156ZM185 91V90H184ZM187 91V90H186ZM257 91H259V92H257ZM27 92H29L28 94H27ZM67 93L70 97H68L69 99H71L72 101L74 100L75 101V107H77V109H79V111L83 114V116H85L86 118H88V120H91L90 121V126H89V128H86V129H78V130H76V131H74L71 127L70 128H68V129H66V133H64L63 131H62V128H63V126H61L60 124H59V122H58V119H57V116L59 115V114H57V106H56V97L59 95V94H64V93ZM178 92V94H179V91H177ZM182 92V91H181ZM118 92H116V94H117ZM187 93V92H186ZM188 93H191L190 92V90H189V92ZM246 94V95H248V96H246V97H248V98H246V100H244L245 99V97L244 96H242L241 94ZM67 94H64V95H67ZM243 94V95H244ZM29 95V96H28ZM122 95V94H121ZM183 95V94H182ZM181 95V96H182ZM264 95V94H263ZM184 97H188V96H185V93H184V95H183ZM211 96V97H210ZM238 96V97H237ZM240 96H242V101H246L245 103L243 102L242 104H241V97ZM260 96H262L263 98L261 99L260 98ZM26 97V96H25ZM26 97V98H27ZM73 99H72V98ZM184 97H183V99H184ZM240 97V98H239ZM244 97V98H243ZM121 98H122V96H121ZM223 98H225V99H223ZM229 98H231L232 99V101H231V99H229ZM238 98V99H237ZM206 99V98H205ZM204 99V100H205ZM26 100V99H25ZM132 100V101H131ZM219 100H220V102H219ZM221 100L223 101V102H221ZM228 100V101H227ZM231 102H230V101ZM263 102H262V101ZM73 101V102H74ZM183 101V100H182ZM240 103H239V102ZM214 102H217V100H214ZM201 103V104H200ZM203 103V105H207V103L206 104H204ZM241 104V105H240ZM259 105V106H258ZM28 106H26V108L28 107ZM212 106V105H211ZM221 107H223L222 105H220ZM219 106V107H220ZM261 106V107H260ZM28 107V108H29ZM201 107H203V106H201ZM200 107V108H201ZM218 107V106H217ZM225 107V106H224ZM258 107H260V108H258ZM263 107H264V105H263ZM32 108V109H31ZM208 108V107H207ZM229 108V107H228ZM216 109V108H215ZM219 109V108H218ZM224 109V108H223ZM226 109H227V106H226ZM33 110V111H32ZM199 110V109H198ZM198 110H197V112H198ZM201 110V109H200ZM258 110H259V112H258ZM14 112H15V110H13ZM203 111V110H202ZM205 111H207V110H205ZM220 111V110H219ZM233 111V112H234ZM262 111V112H261ZM11 112V111H10ZM9 113V114H7V115H3L2 116V118H1V121H0V123L1 124H5L6 126H8V125H10V124H13L14 122L16 123V121H14L15 119H17V117H20L21 118V116H19V115H22V116H25L26 115V113H24V111H22V110H16V112L15 113ZM182 112V113H183ZM196 112V113H197ZM216 112V111H215ZM228 112V111H227ZM256 112H257V114H256ZM177 113V112H176ZM184 113H186V112H184ZM195 113V114H196ZM199 113V112H198ZM202 113V112H201ZM206 113V112H205ZM224 113V112H223ZM6 114V113H5ZM25 114V115H24ZM145 114H146V112H145ZM194 114V115H195ZM209 114V113H208ZM226 114H228V113H226ZM225 114V115H226ZM191 115V114H190ZM203 115H204V113H203ZM179 116V115H178ZM182 116H183V114H182ZM207 116H209V115H207ZM228 116V115H227ZM229 116H231V115H229ZM240 118H239V117ZM15 117V119L13 120V121H11L10 119L11 118H14ZM84 117V118H85ZM181 117V116H180ZM188 117V116H187ZM191 117V116H190ZM221 117V116H220ZM23 118V117H22ZM21 118V119H22ZM85 118V119H86ZM90 118V119H89ZM189 118V117H188ZM223 119L225 118H227V117H222ZM246 118V119H247ZM24 119V118H23ZM23 119H22V121H23ZM147 119H150V120H147ZM210 119V118H209ZM19 120V118L17 119V121ZM31 120V119H30ZM220 120V119H219ZM218 120V122L220 123V124H224L223 122L225 121V120H222V121H219ZM21 121V120H20ZM246 121V120H245ZM226 122V121H225ZM228 120H227V125L226 126H228L229 124H237L236 122L237 121H235V120H230V123L228 124ZM225 123V124H226ZM239 123V122H238ZM219 124V126L221 127L222 125H220ZM224 124V125H225ZM240 124V123H239ZM161 125V124H160ZM242 125V124H241ZM247 126V125H246ZM224 127V126H223ZM4 128V127H3ZM82 128V127H81ZM83 128H85V127H83ZM158 128H159V126H158ZM4 129H6V128H4ZM6 131H7V129H6ZM158 131V132H157ZM259 132H258V134H259ZM7 133V132H6ZM158 133H159V135H158ZM257 133V132H256ZM263 133V135H264V132H262ZM251 134V133H250ZM257 134V135H258ZM259 137L260 136H262L261 134H259L258 135ZM40 137V138H39ZM45 137V138H44ZM255 137H256V135H255ZM264 137V136H263ZM42 139V140H43ZM164 139V138H163ZM37 140V141H38ZM50 141V142H49ZM42 142V141H41ZM37 144H40V143H37ZM41 144V145H42ZM170 144H171V141H170ZM172 144H173V142H172ZM171 144V145H172ZM181 144H184V146L183 145H181ZM188 144V143H187ZM186 144V146H188ZM174 145V144H173ZM40 146V145H39ZM99 146V147H98ZM43 147V146H42ZM175 148H177V149H175ZM191 148V147H190ZM56 149H61L62 151L60 152V151H53V150H56ZM46 150V151H47ZM50 150V151H49ZM41 150H39V152H40ZM46 151H45V153H46ZM47 152V153H48ZM43 153V152H42ZM52 154V156H54ZM51 156V157H52ZM56 157V158H57ZM57 160V159H56ZM178 162H180L181 164H182V166H179V165H177L178 164ZM61 163V164H62ZM201 163V162H200ZM63 164H65V163H63ZM120 165H123V166H125V167H123V166H121V167H119V168H121V170L119 171V168H117V166H120ZM68 166H70L71 167V165L69 164ZM226 166H228V165H225V167ZM65 167V168H66ZM70 167H68V168H70ZM72 167H71V169H72ZM59 168V167H58ZM227 169H229L228 167H226ZM70 169V170H71ZM117 169H118V171L119 172H117ZM227 169H225L223 172H224V174H226V175H228L229 173L228 172H226V171H228ZM65 170H66V172H67V174H66V172H65ZM73 170V169H72ZM71 170V171H72ZM233 169H231L230 171H232ZM262 170H264V168L262 169ZM70 171V172H71ZM229 171V172H230ZM264 172V171H263ZM69 173V174H68ZM120 173H123L122 171L120 172ZM230 173H232V172H230ZM233 173L235 174V171L233 170ZM229 174L230 176H232V175H234V174ZM59 174V173H58ZM65 174H66V176H65ZM125 174V173H124ZM262 174H264V173H262ZM120 177H119V176ZM141 175H142V178H140L141 177ZM237 176V175H236ZM242 176V175H241ZM240 176V177H241ZM264 175H262V177H263ZM57 177V176H56ZM125 177V176H124ZM234 178H235V176H233ZM244 177H247V176H245L244 175ZM120 178V179H119ZM239 178V177H238ZM238 178H236V180L238 179ZM243 178V177H242ZM264 178V177H263ZM60 179V178H59ZM59 179H57V180H59ZM125 179V178H124ZM123 179V180H124ZM259 179V178H258ZM258 179H257V181L255 180V183L256 182H258ZM262 179V178H261ZM261 179L259 180V184L260 185H263L264 186V179L262 180L263 182H261ZM55 180V179H54ZM70 180V181H69ZM118 180H120L119 182H117ZM126 180H128L129 181V179L128 178H126ZM126 180H124V181H126ZM56 181V180H55ZM63 181V180H62ZM238 181L240 182V178L238 179ZM71 182H70V184H71ZM105 182H107V183H105ZM108 182L109 183H113V184H110V185H107V187H106V190H108V193H106V191H104V190H102L103 188V183H105V184H108ZM116 182V183H115ZM252 182H254V181H252ZM57 183L59 184V181H57ZM118 183V184H117ZM123 183H126V182H123ZM128 183V182H127ZM143 183V182H142ZM164 183V184H165ZM242 183H244L243 182V180H242ZM56 184V183H55ZM65 184L64 185H62V186H65ZM165 184V185H166ZM72 185V184H71ZM148 185V184H147ZM57 186V185H56ZM119 187H121L122 186V184H119L118 185ZM117 186V188H119ZM66 187H61L60 186V188H64L65 190L67 189ZM105 187V186H104ZM71 188V192L73 191V190H75L74 188H72V186L70 187ZM59 189V188H58ZM58 189H57V191H58ZM69 189V188H68ZM124 188L122 187V190H123ZM61 190V189H60ZM121 190V191H122ZM159 190H161V189H159ZM76 191V190H75ZM75 191H73V193H75ZM155 191V190H154ZM66 192H67V190H66ZM159 192H161V191H159ZM163 192V191H162ZM58 193H59V191H58ZM61 193V192H60ZM69 193V192H68ZM62 194V193H61ZM70 194V193H69ZM72 194V193H71ZM76 194V193H75ZM74 194V195H75ZM108 194V195H107ZM117 193H115V195H116ZM118 194H119V192H118ZM160 194V195H159ZM159 194H157L159 197L160 196H164V194H161V193H159ZM78 195V194H77ZM76 195V196H77ZM109 195H111V196H109ZM121 194H119V196H120ZM174 195V196H175ZM95 196V197H94ZM119 196H113V197H115L114 199H116V200H118L117 198L119 197ZM158 196H156V197H158ZM112 197V198H113ZM122 197V196H121ZM159 197H158V199H159ZM77 198H79V197H77ZM83 198V199H82ZM106 198V199H105ZM120 198V197H119ZM154 198V199H153ZM151 197V199H153L152 201H150L151 203L152 202H155V203H153L154 204V206H155V204H157V203H162L163 205H164V203H165V201H161L160 199V201L159 200H157V198L155 199V196L154 197ZM91 199V200H92ZM104 199H105V201H104ZM111 199V198H110ZM122 199V198H121ZM121 199H119L120 201H122ZM79 200V199H78ZM119 200L118 201H115V200H112L113 202L115 201V202H119ZM157 200V201H156ZM86 201V202H87ZM93 201V200H92ZM96 201H98V202H96ZM108 201H109V199H108ZM111 201V202H112ZM83 202H85V201H83ZM92 203V202H91ZM100 203L98 204V206L100 205ZM117 203H112V204H110V205H114L115 207H113L112 206V208L114 209H112V208H110L111 210H113V212L114 211H117L116 210V204ZM120 203V202H119ZM150 203V204H151ZM122 204H124V203H122ZM146 204H148V203H146ZM152 204V205H153ZM87 205L88 206H90L91 204L89 203V201H88V203H87ZM103 205V204H102ZM107 205H109V203L107 204ZM119 205V208L117 207V209H118V211L117 212H114V214H116V216H114V217H118L121 213H119V210H120V212H121V210L123 211L124 210V212L122 213L123 215H121V216H119L118 218H119V221L120 222H122L123 220H124V223L123 224H125V218L127 217L128 218V215H125V211H126V209H124L125 207L123 206V205H121V206H123L124 208L123 209H120V208H122L121 206H120V204H118ZM158 205V204H157ZM162 205V206H163ZM101 206V205H100ZM99 206V208H101V209H99L98 210V207H97V209H94V210H96V211H93L97 216H94V217H98V216H100V214L102 215V213L104 214H106V212H108V209H107V207L108 206H106V208H105V210H103L104 208H103V206H101L100 207ZM129 206H131V205H129ZM159 206H161V204L159 205ZM93 207V206H92ZM145 207V206H144ZM150 207V206H149ZM95 208V207H94ZM103 208V209H102ZM109 208V207H108ZM131 208V207H130ZM153 208V207H152ZM89 207H88V210L87 211H89ZM107 209V210H106ZM159 209V208H158ZM158 209H156V210H158ZM92 210V209H91ZM111 210H109V212H111V214H109V213H107V214H109V218L111 219V220H114V219H116V218H114L113 219V214H112V211ZM129 210V209H128ZM154 210H155V208H154ZM147 211V210H146ZM153 212V211H152ZM88 212H86V215L84 214L83 216L85 217H87V219H85L86 221H81L80 222V224L82 223V222H85V223H82V227H83V229H85V232H86V230L87 229H89V231H93V229L92 228H87V227H89L90 225H88L89 224V220L91 219L92 220V217L91 216H93L91 213L89 214H87ZM128 213V212H127ZM126 213V214H127ZM150 213V212H149ZM149 213H144V215L145 214H149ZM106 214V215H107ZM119 214V215H118ZM151 214V213H150ZM118 215V216H117ZM130 215V214H129ZM143 215V217H145ZM156 215H159V214H156ZM164 215V214H163ZM103 216H105V215H103ZM102 216V217H103ZM108 216V215H107ZM122 216L124 217V218H122ZM150 216V215H149ZM155 214H152L151 215V218L153 219V220H155L156 218L157 219H160L161 220V218H159V216L157 217V216H155ZM162 216V215H161ZM160 216V217H161ZM85 217V218H86ZM101 217V216H100ZM99 217V218H100ZM222 217H224V219H221ZM98 218V219H99ZM105 217H103V219H104ZM108 217H106L105 218V220L106 219H109ZM118 218H117V220H116V222H117V226H119L120 225V222H118ZM122 218V221L120 220ZM146 218V217H145ZM144 218V219H145ZM151 218L148 220V222L151 220ZM95 218H93V220H94ZM102 219V221H104ZM110 219L107 221L108 222V225L106 224L107 222L106 221H104L103 222V224L105 225H107L108 227L107 228H105L106 230L109 228V227H112V223H114V225L116 226V222H112V221H110ZM156 219V221H158L159 222V220H157ZM163 219V218H162ZM92 220V221H93ZM96 221H97V219H95ZM93 221V222H95V224H96V221ZM100 220L101 219H99L98 221H99V223H101V225H102V222H100ZM128 220V219H127ZM131 220V219H130ZM146 220V219H145ZM144 220V221H145ZM97 221V222H98ZM109 221H110V225L111 226H109ZM164 221V220H163ZM163 221H162V223H163ZM131 221H129L128 220V222L126 221V224L125 225H127V224H129V225H127V227L129 228V227H131L130 229H129V231L132 233V223H130ZM147 221H146V223H148ZM151 222H152V220L148 223V224H150V228H148L149 226H148V224L146 225V227L148 228V230L150 229V230H152V228L154 227H158L156 224L158 223V222H155V221H153V224H151ZM154 222H155V224H154ZM145 223V222H144ZM162 223H161V225H162ZM92 224V223H91ZM94 224V225H95ZM98 224V223H97ZM123 224H122V227H123V229H124V227L125 226H123ZM229 224V225H228ZM86 227H85V226ZM98 225H100V224H98ZM96 226V228H98V227H100V229H94L95 231L93 232V233H95L97 230H99L100 232H102V233H104V231H102L103 229H102V226H104V225H102V226ZM145 225V224H144ZM160 225V224H159ZM161 225L159 226L160 228H162L163 229V227H164V225L161 227ZM80 226V225H79ZM95 226H90V227H95ZM117 226L116 227H114L113 226V228L116 230L117 229ZM142 226V225H141ZM228 226H229V228H228ZM231 226V228H233ZM81 227V226H80ZM85 227V228H84ZM143 227V226H142ZM141 227V228H142ZM119 229H121V227L119 226L118 227ZM153 228V233L154 234H156V232H157V234H159V232L158 231H154V230H159L158 228L157 229H154ZM212 228V227H211ZM221 228V227H220ZM79 229H82V228H79ZM81 230L80 231V233L82 232V233H84V230ZM110 229H112V228H110ZM123 229H121V230H123ZM162 229H160V231L162 230ZM105 230V231H106ZM109 230V229H108ZM107 230V231H108ZM113 230V229H112ZM112 230H109L110 232H109V234L111 233V232H113ZM114 230V231H115ZM121 230H118V232H120V234L122 233L123 234V231L125 230H123V231H121ZM135 230V229H134ZM133 230V231H134ZM215 230H216V228H215ZM262 230V231H263ZM79 231V230H78ZM92 231L91 232H89V233H92ZM99 231H97V232H99ZM99 232V234H97V237L98 238H100L99 237V235L100 234H102V233H100ZM116 232H117V230H116ZM116 232L114 233L115 235H116ZM117 232V233H118ZM127 233H129L130 234V232H128V231H126ZM125 232V234H127ZM135 232L136 231H134V233H133V235L135 234ZM148 233H149V231H147ZM152 232V231H151ZM162 232V231H161ZM216 232H217V230H216ZM264 232V231H263ZM88 233V231L86 232V233H84L85 235ZM108 233V232H107ZM180 233V232H179ZM178 232H176V237H179L178 235H180ZM239 233V234H240ZM96 234V233H95ZM128 234V235H129ZM153 235V234H150V236L152 235V236H158V235ZM160 234H162V233H160ZM160 234H159V236H160ZM178 234V235H177ZM220 234V233H219ZM83 235V234H82ZM103 235V234H102ZM105 235V234H104ZM119 235V234H118ZM137 235V233L134 235V239H135V236ZM142 235V236H141ZM141 235L139 234L138 235V237H136V238H139L140 236V238L139 239H136V240H140V242H142L141 241V238H144L143 237V235L144 234H142L141 233ZM146 235H147V233H146ZM195 235V234H194ZM227 235V234H226ZM232 235V236H231ZM107 236H109L108 234H107ZM117 236V235H116ZM121 236V238L124 236H122V235H120ZM158 236V237H159ZM162 236V235H161ZM175 236H174V238H175ZM220 236V235H219ZM223 236H225V235H223ZM227 236H229V234L227 235ZM230 236L231 237H233V234H230ZM229 236V237H230ZM84 237V236H83ZM86 237H87V235H86ZM105 237V236H104ZM146 237V236H145ZM186 236H184V238H185ZM190 237V241L192 242L193 240H192V238L193 237H191L190 235L188 236V238ZM14 237H12L11 235H9L7 232H5V231H2V232H0V264H11V262H14V261H18V254H17V252L15 251L16 249H17V240L15 241L14 239H13ZM85 238V237H84ZM96 238V237H95ZM126 238V237H125ZM162 238V237H161ZM182 239H184L183 237H181ZM187 237H186V240L185 241H183L182 239L180 240V238H179V240L182 242L183 241V243L182 244H184L185 245V247L183 246L182 248H180L181 247V244L179 243L180 241H178L177 240V238L176 239H174V240H172L173 239V236H172V239H171V241H169L170 242V244H171V242L172 241H175V240H177V243L175 244L177 247H175V248H177L178 249V245L180 244V246H179V249H185V248H188L187 247V245L186 244H189L188 246L190 247H192L193 248V246L195 245V244H193L194 242H192V243H190V241L188 242L187 241V239H188ZM88 239V238H87ZM94 239V238H93ZM104 239V238H103ZM128 239V238H127ZM132 240V241H135V242H138V241H136V240ZM159 239V238H158ZM163 239V238H162ZM194 239V238H193ZM227 239V238H226ZM230 239V238H229ZM252 239V238H251ZM89 240V239H88ZM97 240V239H96ZM112 240V239H111ZM110 240V241H111ZM116 239H114V242L115 243H117L116 241H115ZM129 241H130V239H128ZM99 241H100V239H99ZM103 241V240H102ZM106 241V240H105ZM145 241V240H144ZM84 242V241H83ZM114 242L112 243V244H114ZM140 242H138V245L140 244ZM168 242V243H169ZM250 242V243H249ZM105 243V242H104ZM130 243V242H129ZM167 243V242H166ZM179 243V244H178ZM237 244H239L240 243V241H238V242H236ZM247 243H249V244H247ZM107 244H109V243H107ZM119 243H117V245H118ZM169 244V245H170ZM191 244V245H190ZM235 244V243H234ZM237 244H235L236 246H237ZM240 244V245H241ZM90 245H93V243L92 244H90ZM96 245H97V243H96ZM134 245H136V244H133V246ZM142 245V244H141ZM140 245V246H141ZM198 245H200L199 243H198ZM238 246V247H241V246ZM158 246V245H157ZM162 246V245H161ZM166 246V245H165ZM247 246V247H248ZM254 246H256L257 247V250H256V248L254 247ZM104 247V246H103ZM106 247H108L107 245H106ZM112 247H114V246H112ZM126 247V246H125ZM137 247H139V246H137ZM156 247V246H155ZM163 247V246H162ZM171 247V246H170ZM200 247V246H199ZM247 247H245V250H246V248ZM109 248V247H108ZM107 248V249H108ZM139 248H141V247H139ZM153 248H154V246H153ZM158 248V247H157ZM174 249V248H173ZM199 249V248H198ZM106 250V249H105ZM115 250H116V248H115ZM138 250H141V249H138ZM143 250V249H142ZM154 250V249H153ZM155 250H156V248H155ZM159 250V249H158ZM158 250L156 251V253L155 254H157V252H158ZM162 250V249H161ZM195 250V249H194ZM244 250V249H243ZM251 250H253V249H249V251H251ZM111 251V250H110ZM110 251H108V253L110 252ZM113 252V251H112ZM116 252V251H115ZM115 252H114V254H115ZM149 252V251H148ZM160 252V251H159ZM141 253V252H140ZM153 253V252H152ZM113 254V253H112ZM163 254V252L161 253V255ZM264 254V253H263ZM108 254H106V256H107ZM110 255V254H109ZM105 256V257H106ZM156 256V255H155ZM160 256V255H159ZM119 257V256H118ZM162 257V256H161ZM157 258V257H156ZM109 259V258H108ZM149 259H154V258H150L149 257ZM114 260V259H113ZM119 260H120V258H119ZM161 260V259H160ZM115 261H117V259L115 260ZM149 261H151V260H149ZM112 262H114V261H112ZM152 262V261H151ZM157 262H158V260H157ZM156 262V264H159V263H157ZM162 262V261H161ZM160 262V263H161ZM150 263V262H149ZM19 264H22V263H19ZM23 264H26V263H23ZM27 264H32V260H29L28 261V263ZM153 264V263H152ZM155 264V263H154ZM162 264H163V262H162Z\"/></svg>",
  "mask_w": 264,
  "mask_h": 264
}]
</instances>
